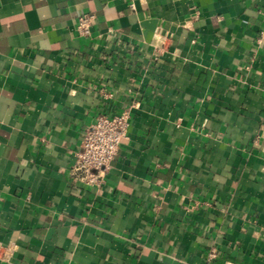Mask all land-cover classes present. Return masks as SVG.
Wrapping results in <instances>:
<instances>
[{"label": "crops", "instance_id": "crops-1", "mask_svg": "<svg viewBox=\"0 0 264 264\" xmlns=\"http://www.w3.org/2000/svg\"><path fill=\"white\" fill-rule=\"evenodd\" d=\"M263 10L0 0V264H264ZM123 112L106 184L77 183L87 129Z\"/></svg>", "mask_w": 264, "mask_h": 264}, {"label": "built area", "instance_id": "built-area-1", "mask_svg": "<svg viewBox=\"0 0 264 264\" xmlns=\"http://www.w3.org/2000/svg\"><path fill=\"white\" fill-rule=\"evenodd\" d=\"M91 19L92 17L88 16L79 19L77 32L81 37L91 36ZM129 128L128 112L113 117L100 116L96 123L87 129L80 150L74 155V163L70 168L71 177L87 187H103L106 184V173L117 158ZM15 251L14 245L4 246L0 243V260H8Z\"/></svg>", "mask_w": 264, "mask_h": 264}]
</instances>
